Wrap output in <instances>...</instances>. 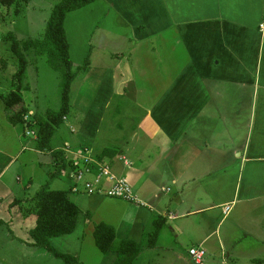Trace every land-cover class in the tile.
<instances>
[{
    "label": "crops",
    "instance_id": "1",
    "mask_svg": "<svg viewBox=\"0 0 264 264\" xmlns=\"http://www.w3.org/2000/svg\"><path fill=\"white\" fill-rule=\"evenodd\" d=\"M110 3L126 15L135 46L151 38L145 86L137 84L141 77L133 68L130 76L128 64L95 70L102 73L93 92L99 101L87 111L73 106L82 116L77 137L66 117L62 124L72 141L50 146L61 153L66 144L89 150L91 159L127 181L135 199L72 194L69 166L49 170L52 152L35 148L25 122L29 111L21 124H11L0 95V264H33L45 254L29 235L36 216L24 215L16 204L24 199L27 205L35 193L18 199L16 192L24 194L32 184L49 188V177L62 179L54 190L65 191L79 210L74 231L49 243L81 264L116 260L115 252L95 247L93 228L101 222L117 240L139 246L131 264H194L188 250L198 247L205 253L202 264H264V0ZM156 45L162 71L155 70ZM121 60L117 54L116 63ZM117 67L130 79H118L120 86L114 84ZM127 85L143 94L135 103L140 118L125 135L113 134L112 122L102 131L112 90L125 94ZM158 219L162 226L150 248L148 234Z\"/></svg>",
    "mask_w": 264,
    "mask_h": 264
},
{
    "label": "rangeland",
    "instance_id": "2",
    "mask_svg": "<svg viewBox=\"0 0 264 264\" xmlns=\"http://www.w3.org/2000/svg\"><path fill=\"white\" fill-rule=\"evenodd\" d=\"M58 2H60V0H29L27 3L17 1L10 7L0 4V95L3 97L11 91L16 90V83L13 79V75L18 68V60L11 51L10 47L12 42L9 40L8 34H12L18 42L28 39L41 40L45 32L47 20L53 7ZM110 2L115 4L116 0H95L82 8L69 12L64 19L63 27L68 43L71 73L74 74L69 92V106L71 110L69 109L68 114L70 115L67 117L68 123L74 125L73 129H75V133L73 135L75 136L77 133L76 129H78L77 122L82 116L78 115L74 108L86 110L92 102L95 100L99 101V95H95L93 92L98 88L102 73L96 72L95 70H103L109 67L114 68L118 63L127 68L128 64L131 73L130 76L134 77L133 72L136 70L134 73H138L137 75L141 77V79L139 78L137 81V84H139V86H145V74L147 70L145 56L152 42L151 38H147L146 36L139 40L142 41L141 46H135L137 39L131 24L127 21L126 15L122 16L118 14L113 6H111ZM153 42L158 43L159 41L156 40ZM156 46L157 48L154 52V58L156 60L155 70L162 71L164 64L163 52L160 45ZM21 52L27 62L24 80L21 84L23 87L20 91L23 100L21 106L26 109V114L28 111L30 113L27 114V116L25 114V122L34 124L36 119H43L47 112H56L59 109L62 74L60 71L53 70L48 65L46 52L39 54L33 49L29 51L21 49ZM151 52L153 51L151 50ZM117 54L121 55L122 60L116 63ZM125 58H130V60H124ZM116 71L117 79L114 84L117 86H120L118 79H126V82L130 80L128 78L129 76H125L123 73V71H126L125 69L122 71L117 67ZM101 95L102 94H100V96ZM142 95V93L132 90L128 85L125 94L122 93L120 87H116L115 90L113 89L109 99L110 108L105 115V123H103L104 126L102 131L105 129L106 125L112 122L113 126L111 128L113 134H127L132 127L131 124L136 123L140 118L141 112L139 106L135 103H137V100L140 99ZM2 108V110L6 112L3 104ZM116 122H120L119 128L117 124H115ZM18 128L21 129L19 126ZM73 129L71 128L70 131L73 132ZM119 130L121 131L119 132ZM30 131L33 132L31 134L36 137V131L34 129ZM26 139H28L29 142H34L32 136H26ZM100 139L101 137H99L98 143ZM65 141L71 142V135L67 129L64 128V124L61 123L55 128L50 145L52 147H58ZM98 143H96V145H98ZM110 144L111 143H108L105 146H110ZM112 145V147H114L115 143H112ZM62 153L64 154L63 157L65 161L70 164L69 170L67 171L73 183L70 190L74 186L77 188V194L98 195L110 198L94 191L91 194L83 193V186L90 182V180L94 178L93 176L96 174L97 169L102 167L98 163L97 165H90L89 172L84 170L87 168L86 166L89 165L87 163L88 159L91 158H88L89 150L88 153L85 154L76 146L73 147L71 144H66L62 148ZM52 157L55 165L54 168L50 165L49 170L53 171L54 169L56 171L57 165L61 162L53 153ZM92 162L96 161L93 160ZM18 164L19 163H17L16 166ZM27 164V166H29L30 162ZM19 166L21 165L19 164ZM75 167L81 170L82 177L80 180H77V173L74 174ZM108 171L115 178H122L114 174L110 168H108ZM49 179L48 185L50 190L57 189L55 183L62 180L58 177L52 179L49 177ZM101 182L104 187L107 186L104 178L101 179ZM125 182L127 183V181ZM37 188L38 185L32 184L29 190L23 194L20 188L15 187V192L20 189L16 192L19 196L18 199H23V197L30 198L36 192ZM132 197L135 199L133 195ZM20 201L21 207H23L24 199ZM1 231L8 232L6 227ZM91 237L89 234L84 240ZM43 251L45 254L39 256L41 260H33V264H63L46 250L43 249ZM260 255L261 254H259V256ZM6 257H9V255H6ZM220 261L221 259H218V262ZM143 262L147 263L145 260ZM11 264L14 263L11 261Z\"/></svg>",
    "mask_w": 264,
    "mask_h": 264
},
{
    "label": "trees",
    "instance_id": "3",
    "mask_svg": "<svg viewBox=\"0 0 264 264\" xmlns=\"http://www.w3.org/2000/svg\"><path fill=\"white\" fill-rule=\"evenodd\" d=\"M27 3L29 0H0V4L10 7L15 2ZM95 0H60L54 7L47 20L45 32L41 40L28 39L18 42L12 34H8L11 40V51L18 60V68L13 75L16 90L11 91L5 97H1L4 109L8 114L11 124H21L26 114L21 107L22 97L20 94L21 84L26 70V60L21 52L33 49L36 53L46 52L48 65L62 74V88L60 92V106L56 112H47L43 119H36L34 124H27L28 128L36 131L35 148L41 152H52L50 146L55 128L59 126L68 116L70 85L74 79L71 73V62L68 56V43L64 31V19L66 15L74 10L82 8ZM60 159L56 173L65 169L68 164L61 152H52ZM21 201H16L24 215L36 216V225L29 232L33 240V246L45 249L55 259L63 264H81L75 257L62 254L55 250L49 243L54 237L71 234L76 225L79 214L78 207L66 198L65 191L50 190L47 185L38 189L27 205L21 207ZM88 216V215H87ZM1 224V223H0ZM153 230L148 234V247H153L161 220L153 222ZM95 247L102 254L115 252L117 257L113 264H131L139 253V246L134 242L117 240L114 230L105 223L94 225L92 233Z\"/></svg>",
    "mask_w": 264,
    "mask_h": 264
},
{
    "label": "built area",
    "instance_id": "4",
    "mask_svg": "<svg viewBox=\"0 0 264 264\" xmlns=\"http://www.w3.org/2000/svg\"><path fill=\"white\" fill-rule=\"evenodd\" d=\"M85 154L88 153V150L80 149ZM88 153V158H89ZM91 158L88 159L87 163L89 164L86 166L87 168L84 169L85 171L89 172L90 165H97L98 163L92 162ZM102 167H99L96 171V174L93 176L94 178L90 180L85 186H83V193L91 194L93 191L98 192V194H103L107 197L114 198V199H122V200H132L131 190L128 184L125 182L123 178L117 179L111 175L108 171V166L105 164H99ZM77 173V180H80L82 177L81 170L78 167H75L74 174ZM104 178L107 186H103L101 179ZM87 191V192H86ZM72 194H77V188L73 186L70 190ZM227 207L224 209V212L227 213ZM204 250L202 248H190L188 250V255L191 261L194 264H202L204 258Z\"/></svg>",
    "mask_w": 264,
    "mask_h": 264
}]
</instances>
